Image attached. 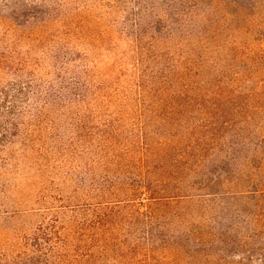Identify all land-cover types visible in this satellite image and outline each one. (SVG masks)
I'll return each instance as SVG.
<instances>
[{
    "label": "rangeland",
    "instance_id": "374dc122",
    "mask_svg": "<svg viewBox=\"0 0 264 264\" xmlns=\"http://www.w3.org/2000/svg\"><path fill=\"white\" fill-rule=\"evenodd\" d=\"M121 1L18 0L15 4L0 0V88L29 76L55 87L59 75L66 84L77 82L84 94L59 108L37 104L42 118L35 121L33 114L25 118L23 127L30 137L17 139L6 164L0 166V259L31 255L34 238L46 233L54 248L50 260L56 264H189L184 252L166 250L167 243L159 237L163 222L170 218L166 212L184 214L186 223L176 217L169 222L178 233L191 226L204 227L203 220L211 215V220L220 221L216 212L221 204L246 206L244 199L227 200L245 188L242 181L214 198L177 201L170 210L153 202L151 238L143 226L131 230L125 225L116 233L122 243L133 246L128 255L120 251L118 256H104L96 232L81 231V224L91 218L89 211L105 202L135 200L136 208L148 210L147 203L139 204L143 197L103 195L108 185L102 178L115 183L138 181L140 173L134 167L129 174L116 171L115 157L142 136L152 145L173 139L176 130L162 126L161 113L172 112L161 102L171 98L166 91L176 92L183 82L206 86L214 78L236 76L235 72H242V80L232 85L238 91L249 92L264 81V72L256 75L250 62L230 58L228 50L232 44L264 48V8L260 14L243 8L227 9L229 14L218 11L209 25L215 36L209 33L198 41L175 37L150 42L145 37L138 42L127 25L132 0H123L129 2L125 8ZM63 58L67 60L62 62ZM166 84L174 89L163 90ZM79 119L87 125L80 135L75 132ZM254 124L260 128L252 132L263 136L264 119ZM108 129L113 139L100 140ZM236 242L254 250L264 244L244 236ZM57 252L65 256L63 262H57Z\"/></svg>",
    "mask_w": 264,
    "mask_h": 264
},
{
    "label": "trees",
    "instance_id": "16d2710c",
    "mask_svg": "<svg viewBox=\"0 0 264 264\" xmlns=\"http://www.w3.org/2000/svg\"><path fill=\"white\" fill-rule=\"evenodd\" d=\"M120 3L125 8L129 2L122 0ZM131 5L132 13L127 17V25L135 41L141 42L145 37L150 42L170 41L175 37L196 38L198 41L211 33L209 25L213 22L212 17L217 16L216 12L229 14L227 9L243 8L260 14L264 0H132ZM210 35L215 36L213 31ZM246 47L232 44L228 49L229 57L247 60L253 65L256 75L263 73L264 48L253 50ZM66 60L63 58L62 62ZM235 74L214 78L206 86L183 82L176 92L169 94L166 91L171 98L161 102L172 112L166 116L161 113L164 116L162 126L165 130H176L173 139L152 145L146 136H142L138 144L131 145L125 153L115 157L113 164L118 173L129 174L130 168L134 167L140 173L139 180L115 183L103 177V184L108 185L107 193L103 195L110 196L109 199L117 196L143 197L139 204L147 203L148 210L136 208L135 200H124L105 202L89 211L91 218L81 224V231L96 232L103 244L104 256H118L120 251L126 255L132 252L130 243L119 240V234H116L119 227L126 225L132 230L134 226H143L145 235L151 238L152 222H155V212L151 210L153 202L164 204L169 209L173 203L189 198H214L219 191L232 189L235 182L242 181L245 188L229 195L227 200L244 199L247 200L246 206L221 204L216 212L220 221L212 219V222L211 215L210 219L203 220L204 227L191 226L186 231L178 230V233L170 224L172 219L176 217L178 222L186 223V218L183 213L167 211L170 218L162 223L158 234L167 243L166 250L184 252L189 264H264V244L259 250H254L236 242L239 236L264 242V135L252 132L258 127H255V120L264 119V81L249 92L238 91L232 85L242 80V72ZM56 78L55 87L41 78L29 76L25 81L17 80L0 88V166L6 164L10 148L17 139L23 141L30 137L31 134L23 127L25 118L32 114L35 121L42 118L37 104L59 108L67 100L84 97L77 82L71 85L59 75ZM158 85L163 84L159 81ZM172 87L174 89L169 85L163 90ZM108 127L105 125L104 128ZM86 128L85 119H79L75 132L80 135ZM102 133L100 140L113 139V131L108 129ZM81 183L85 181L81 180ZM202 212L209 215L206 210ZM189 217L192 219L193 216ZM76 230L80 232L79 227ZM225 235H228V241L221 240ZM40 236L42 238H34V244H31L34 246L31 255L0 259V264H56L50 260L54 248L49 244V237L46 233ZM56 239L62 241L58 236ZM40 240L47 246H43L45 243ZM234 250L236 252H232ZM57 255L58 263L65 260L59 252ZM90 257L86 255L85 259Z\"/></svg>",
    "mask_w": 264,
    "mask_h": 264
}]
</instances>
